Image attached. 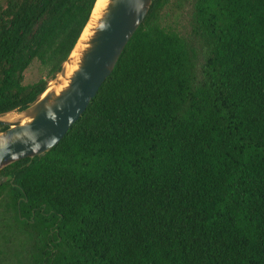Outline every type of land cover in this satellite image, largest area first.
<instances>
[{"label": "trees", "instance_id": "1", "mask_svg": "<svg viewBox=\"0 0 264 264\" xmlns=\"http://www.w3.org/2000/svg\"><path fill=\"white\" fill-rule=\"evenodd\" d=\"M96 1L0 0V117ZM2 177L0 264H264V0H155L64 138Z\"/></svg>", "mask_w": 264, "mask_h": 264}, {"label": "water", "instance_id": "2", "mask_svg": "<svg viewBox=\"0 0 264 264\" xmlns=\"http://www.w3.org/2000/svg\"><path fill=\"white\" fill-rule=\"evenodd\" d=\"M154 1L108 0L91 35L81 41L92 22V12L71 55L46 90L19 111L17 118L8 121L0 117V127H7L0 132V172L23 159L43 157L64 138L112 74ZM80 42L84 48L79 51L76 69L68 73L75 62L72 54ZM9 179L0 178V185Z\"/></svg>", "mask_w": 264, "mask_h": 264}, {"label": "rangeland", "instance_id": "3", "mask_svg": "<svg viewBox=\"0 0 264 264\" xmlns=\"http://www.w3.org/2000/svg\"><path fill=\"white\" fill-rule=\"evenodd\" d=\"M164 22L174 29L183 31L184 33L188 31L187 18L181 11H176L173 8L167 9L164 13ZM47 70L41 66L38 62H34L24 73V85H30L38 82L40 79L45 78ZM51 83V81L49 82ZM19 111H15L6 115L1 116L3 119L11 121L17 118ZM0 127V132H1Z\"/></svg>", "mask_w": 264, "mask_h": 264}, {"label": "bare ground", "instance_id": "4", "mask_svg": "<svg viewBox=\"0 0 264 264\" xmlns=\"http://www.w3.org/2000/svg\"><path fill=\"white\" fill-rule=\"evenodd\" d=\"M108 0H98L96 3V7L93 11V19L92 22L88 25V27L85 29L84 34L81 38V41H85L88 39V37L91 35V29L93 28L95 21L100 17V13L102 9L105 7ZM84 48V45L80 42L72 54L73 59L75 62L73 63V66H71L68 70V73H71L73 70L76 69V61L79 57V51H81ZM69 75V74H68Z\"/></svg>", "mask_w": 264, "mask_h": 264}]
</instances>
